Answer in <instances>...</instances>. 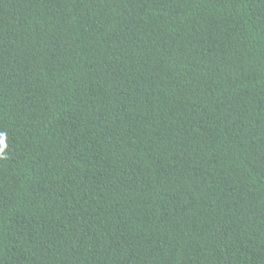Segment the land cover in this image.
<instances>
[{"label": "trees", "instance_id": "trees-1", "mask_svg": "<svg viewBox=\"0 0 264 264\" xmlns=\"http://www.w3.org/2000/svg\"><path fill=\"white\" fill-rule=\"evenodd\" d=\"M0 264H264V0H0Z\"/></svg>", "mask_w": 264, "mask_h": 264}, {"label": "clouds", "instance_id": "clouds-1", "mask_svg": "<svg viewBox=\"0 0 264 264\" xmlns=\"http://www.w3.org/2000/svg\"><path fill=\"white\" fill-rule=\"evenodd\" d=\"M6 136V133H0V137Z\"/></svg>", "mask_w": 264, "mask_h": 264}]
</instances>
